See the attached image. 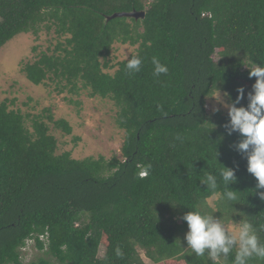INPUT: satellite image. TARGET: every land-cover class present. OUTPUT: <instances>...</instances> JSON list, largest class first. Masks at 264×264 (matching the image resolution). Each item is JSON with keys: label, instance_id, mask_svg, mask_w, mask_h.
Segmentation results:
<instances>
[{"label": "trees", "instance_id": "trees-1", "mask_svg": "<svg viewBox=\"0 0 264 264\" xmlns=\"http://www.w3.org/2000/svg\"><path fill=\"white\" fill-rule=\"evenodd\" d=\"M134 10L144 19L107 21ZM43 31L58 42L21 67L27 80L111 100L125 138L120 157L75 159L57 153L50 125L67 135L72 128L51 107L31 117L0 102V264H26L28 239L50 257L29 264H146L140 251L152 264H217L187 248L188 211L224 224L246 220L264 242V201L238 149L242 137L228 134V112L207 108L218 89L235 99L240 86L238 106L247 105L255 82L247 67L264 65V0H0V49ZM116 44L136 51L117 61ZM133 57L143 61L134 74L126 67ZM153 57L167 75H153ZM221 164L236 171L238 183L228 187L237 199H214L212 207L200 180L216 175L223 193ZM233 259L234 252L220 264Z\"/></svg>", "mask_w": 264, "mask_h": 264}, {"label": "rangeland", "instance_id": "rangeland-1", "mask_svg": "<svg viewBox=\"0 0 264 264\" xmlns=\"http://www.w3.org/2000/svg\"><path fill=\"white\" fill-rule=\"evenodd\" d=\"M57 42L58 38L53 31H43L38 36L20 34L0 49V102L8 101L12 109L31 117L41 115L44 109L51 107L55 119L67 120L72 128L71 135L50 125L51 133L58 140V154L70 152L75 159L100 156L111 159L114 155L120 157L125 132L116 125L117 107L111 100L91 97L89 90H81L78 95H74L65 84L50 80L36 86L22 73L21 67L24 64L33 62L42 52L53 49ZM135 51L136 47L116 44L113 57L122 61ZM212 98H209L207 104L210 113H214L215 108L228 112ZM214 201L210 200L209 205L214 207ZM231 225L225 224V227ZM103 254L102 249L100 256ZM140 254L146 264H152L142 251ZM22 256L26 264L41 257L50 258L35 247L22 252Z\"/></svg>", "mask_w": 264, "mask_h": 264}, {"label": "clouds", "instance_id": "clouds-1", "mask_svg": "<svg viewBox=\"0 0 264 264\" xmlns=\"http://www.w3.org/2000/svg\"><path fill=\"white\" fill-rule=\"evenodd\" d=\"M151 62L154 65V76L168 74V66L162 64L158 58L153 57ZM142 63V59L133 57L127 62V70L133 74L138 73ZM247 68L249 69L248 79L254 78L255 82L251 91L247 93L246 106H238L245 100L244 86L236 89L235 99L229 92H222L220 89L213 94L212 99L228 111L229 123L225 125L228 134L238 132L241 135L242 140L238 144V149L246 154L247 172L257 181L255 195L264 201V191H260L264 189V65L255 64ZM222 97L227 99H222ZM214 111L218 112L219 108H215ZM149 170L150 166L142 168L138 173L139 177L147 176ZM219 178L226 189L223 193L216 191L218 187L216 175L208 173L200 180V184L206 185L213 193L205 203L212 199L227 201L237 199V191L228 187L238 183L235 169L222 165ZM183 220L188 228L184 236L187 248L191 249L197 257H204L207 252V259L220 264L234 252L232 264H249V261L254 258L264 260V242H261L253 226L246 220L226 228L221 218L202 214L199 211H188L183 215ZM260 230L264 231V227ZM116 254L122 255L119 248L116 249Z\"/></svg>", "mask_w": 264, "mask_h": 264}, {"label": "water", "instance_id": "water-1", "mask_svg": "<svg viewBox=\"0 0 264 264\" xmlns=\"http://www.w3.org/2000/svg\"><path fill=\"white\" fill-rule=\"evenodd\" d=\"M122 17H126V18H133L136 21H138L139 19H144L145 17V12L144 11H131V12H119V13H114L111 16L107 17V21H110L112 19L115 18H122Z\"/></svg>", "mask_w": 264, "mask_h": 264}, {"label": "built area", "instance_id": "built-area-1", "mask_svg": "<svg viewBox=\"0 0 264 264\" xmlns=\"http://www.w3.org/2000/svg\"><path fill=\"white\" fill-rule=\"evenodd\" d=\"M39 239L45 243V246L47 247L48 245V236L47 235H40ZM35 245V240L34 239H28L26 240L25 245L21 248V251L23 253L28 252L32 247Z\"/></svg>", "mask_w": 264, "mask_h": 264}]
</instances>
